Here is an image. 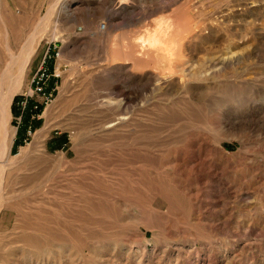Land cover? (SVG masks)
<instances>
[{"label":"rangeland","instance_id":"obj_1","mask_svg":"<svg viewBox=\"0 0 264 264\" xmlns=\"http://www.w3.org/2000/svg\"><path fill=\"white\" fill-rule=\"evenodd\" d=\"M34 34L16 95L49 47L58 85L17 151L10 106L0 264H264V0H0V74Z\"/></svg>","mask_w":264,"mask_h":264},{"label":"bare ground","instance_id":"obj_2","mask_svg":"<svg viewBox=\"0 0 264 264\" xmlns=\"http://www.w3.org/2000/svg\"><path fill=\"white\" fill-rule=\"evenodd\" d=\"M51 10L52 8L50 9L49 13L51 12ZM162 34L163 32H161V36L163 37ZM35 37H36L35 34L32 35L30 40L28 39V42L24 44L20 54L18 56L14 55L12 57L11 59L12 63L17 64L18 66L17 71L13 72V69H11L12 68L11 61H9L5 69L0 74V161L7 162L12 155L11 147L13 144V138L15 136V132L8 134V130L6 128V122L10 114V106L12 104V101L15 95L22 89V86L24 84L23 78L29 64L31 63L32 55L35 50L34 49ZM158 37L159 39L161 38L159 35ZM139 39H140L139 41L136 40L138 43L137 42H130L128 44L126 43L127 45L121 48L122 50L121 53H123L124 55L125 62L128 63L132 61L134 65L139 68L143 66L147 68L148 66L147 63L151 58L152 50L157 48L160 49L162 45L160 41H155V40L152 41L151 39V42H149L150 40L148 39L146 40L142 37H139ZM154 39H158V38H154ZM118 52L119 51L117 50V53ZM48 111L49 110H46V114L48 113ZM39 133L40 130L34 134V139L39 135ZM0 181H1V177H0ZM3 194L4 193L0 191V212L5 205Z\"/></svg>","mask_w":264,"mask_h":264},{"label":"built area","instance_id":"obj_3","mask_svg":"<svg viewBox=\"0 0 264 264\" xmlns=\"http://www.w3.org/2000/svg\"><path fill=\"white\" fill-rule=\"evenodd\" d=\"M55 49L56 48H48L32 77L30 87L19 94L22 96V98L17 102L19 110L17 122L19 124L23 121V116L28 108L30 100L35 102L32 109L34 111L32 119H34L37 115L35 110L38 109V104H42L37 100V98L43 97L46 100H50L57 89L59 67H57L54 62H56V60L60 57V50L55 51ZM39 116L40 115H38V117ZM28 133H31V127H29Z\"/></svg>","mask_w":264,"mask_h":264},{"label":"trees","instance_id":"obj_4","mask_svg":"<svg viewBox=\"0 0 264 264\" xmlns=\"http://www.w3.org/2000/svg\"><path fill=\"white\" fill-rule=\"evenodd\" d=\"M22 98L21 95H16L13 103H12V112L16 114V116L19 115V110L17 107V102ZM35 105V102L33 100H30L28 108L23 116V121L19 125L18 131H17V137L14 142L13 146V151H17V146L22 145L23 142L26 139H29L28 137V130L29 127H31V132H33L41 123V118L38 117L43 112L44 106L43 104H38V109L35 110L36 112V117L32 119L33 115V107ZM58 146L64 147L68 143V135L67 134H62L60 137H58Z\"/></svg>","mask_w":264,"mask_h":264}]
</instances>
